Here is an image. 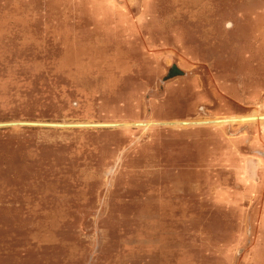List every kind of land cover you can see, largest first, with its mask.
<instances>
[{"label":"rangeland","instance_id":"obj_1","mask_svg":"<svg viewBox=\"0 0 264 264\" xmlns=\"http://www.w3.org/2000/svg\"><path fill=\"white\" fill-rule=\"evenodd\" d=\"M260 115L264 0H0V123L125 125L0 128V264H264Z\"/></svg>","mask_w":264,"mask_h":264},{"label":"water","instance_id":"obj_2","mask_svg":"<svg viewBox=\"0 0 264 264\" xmlns=\"http://www.w3.org/2000/svg\"><path fill=\"white\" fill-rule=\"evenodd\" d=\"M173 123V122H170ZM185 124V123H183ZM162 126H172L171 124H163L160 123ZM188 125V124H187ZM133 127H139L132 124ZM179 127H184V125L180 124L177 125ZM173 126V127H177ZM196 126H209L205 125H196ZM213 126V125H210ZM5 127H42V128H60V129H67V128H116L117 125H108V124H89V125H75V124H61V123H41V122H9V123H0V128Z\"/></svg>","mask_w":264,"mask_h":264},{"label":"bare ground","instance_id":"obj_3","mask_svg":"<svg viewBox=\"0 0 264 264\" xmlns=\"http://www.w3.org/2000/svg\"><path fill=\"white\" fill-rule=\"evenodd\" d=\"M257 120H259L260 122H262V121H264V116L262 115H260V116H257V118H256ZM244 121V119H240V118H232V117H228V118H224L222 121H218V122H215V124L217 123V124H223L224 122L226 123V122H232V123H240V122H243ZM183 123H185V124H183ZM183 123H180V122H178V123H169V124H171L172 126H177V125H180V124H182V125H184V127H191V126H196V125H205V124H207L208 125V121H185V122H183ZM151 124V123H150ZM149 124V125H150ZM165 124H167V123H165ZM188 124V125H187ZM108 125H116V124H108ZM151 125H154V124H151ZM159 125V124H158ZM157 125V126H158ZM117 126H122V127H124L125 125H117Z\"/></svg>","mask_w":264,"mask_h":264}]
</instances>
